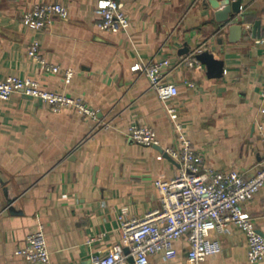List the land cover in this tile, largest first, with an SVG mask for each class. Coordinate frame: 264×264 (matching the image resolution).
Listing matches in <instances>:
<instances>
[{
    "label": "crops",
    "instance_id": "obj_1",
    "mask_svg": "<svg viewBox=\"0 0 264 264\" xmlns=\"http://www.w3.org/2000/svg\"><path fill=\"white\" fill-rule=\"evenodd\" d=\"M117 1L130 23L108 32L98 26L96 0H0V80H36L98 110L91 120L16 92L0 99V173L16 195L8 204L0 183V264H31L16 250L40 227L49 264H89L92 254L104 255L120 240L119 215L142 216L159 207L154 180L173 178L179 167L164 155L178 148L169 107L177 109L205 164L249 176L263 163L264 0H241L246 33L236 42L215 18V3L221 9L227 0ZM50 2L62 4L67 17L52 18L42 30L21 22L35 3ZM33 40L60 66L58 73L42 70L28 55ZM205 49L224 61L222 76L209 77L200 62L177 66L165 78L178 87L173 98H158L145 74L131 69L164 58L175 63ZM65 69L73 72L69 82ZM132 123L151 126L164 153L130 140ZM243 209L264 236V186ZM216 237L222 250L206 264H264L248 261L246 235L235 224ZM175 246L174 258L153 254L148 264H185V238Z\"/></svg>",
    "mask_w": 264,
    "mask_h": 264
},
{
    "label": "built area",
    "instance_id": "obj_2",
    "mask_svg": "<svg viewBox=\"0 0 264 264\" xmlns=\"http://www.w3.org/2000/svg\"><path fill=\"white\" fill-rule=\"evenodd\" d=\"M94 12L99 18L98 26L105 31L117 32L129 26V18L117 0H96ZM54 17H67V10L62 4L35 3L23 12L21 22L28 28L42 30ZM27 52L42 70L60 71V66L42 56L37 40L30 42ZM197 64L199 61L192 52L179 56L175 63L164 58L147 64L136 63L131 69L143 72L157 97L165 100L178 94L177 85L165 79L171 70L181 65L194 67ZM72 74L71 69L63 70L64 81L69 82ZM262 88L264 94V82ZM15 92L36 98L55 112L69 107L91 120L98 114V110L82 98L44 89L36 80L17 76L0 80L1 100H9ZM167 112L176 131L178 148H170L166 152L178 162L177 174L168 180H154L161 201L159 207L142 216H118L120 240L106 254H92L89 264H128L129 258L133 259L134 264H148L153 254L172 259L177 255L175 242L181 238H185L187 243L185 264H206L209 256L221 252V242L216 235L225 232L229 224H235L244 231L248 261H263L264 236L258 232L253 217L243 209V204L264 186V160L249 176L237 169L216 170L203 162L201 154L185 136L177 109L169 107ZM126 136L141 145L158 143L155 130L148 125L132 123ZM262 140L264 142V136ZM16 254L31 264H49L50 252L44 229L40 227L27 234L24 245L16 250Z\"/></svg>",
    "mask_w": 264,
    "mask_h": 264
},
{
    "label": "water",
    "instance_id": "obj_3",
    "mask_svg": "<svg viewBox=\"0 0 264 264\" xmlns=\"http://www.w3.org/2000/svg\"><path fill=\"white\" fill-rule=\"evenodd\" d=\"M215 7V18L219 22V30L226 29L229 42L238 41L241 36L246 33V30L242 27V17L244 16V12L240 8L241 0H227L221 9L217 8L215 3ZM257 24L258 23H255L253 26V36L255 35L254 31ZM221 41L222 40L219 39V42ZM183 52L186 53L188 50L184 49ZM195 58L206 66L207 75L209 77L222 76L224 72V61L216 59L210 50L205 49L195 53ZM155 147L164 153L162 148L157 145H155ZM164 155L167 156L168 153L165 152ZM0 183L3 185V191L6 196L7 203L12 205L16 195L12 192L11 185L3 173H0Z\"/></svg>",
    "mask_w": 264,
    "mask_h": 264
}]
</instances>
